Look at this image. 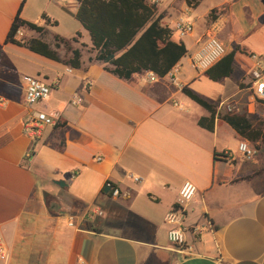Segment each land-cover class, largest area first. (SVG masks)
I'll return each mask as SVG.
<instances>
[{
  "label": "crops",
  "instance_id": "obj_1",
  "mask_svg": "<svg viewBox=\"0 0 264 264\" xmlns=\"http://www.w3.org/2000/svg\"><path fill=\"white\" fill-rule=\"evenodd\" d=\"M56 7L65 6L52 0H0V139L6 140L0 146V246L6 259L0 264H264L263 155L241 157L237 145L247 139L217 110L226 100L237 113L256 103L248 88V54L264 51V40L260 48L252 38H263V30L243 35L246 30L233 28L229 34L228 7L221 15L224 29L217 30L220 16L215 15L190 42L171 39L192 53L207 32L226 53L238 46L229 77L212 81L205 71L187 76L179 69L176 84L166 76L148 82L145 72L119 78L106 70L111 65L94 60L95 52L84 60L82 45L91 48V42L79 41L85 31L80 24L73 46L81 51L78 69L6 43L18 12L46 28L41 15L59 24ZM163 11L158 5L157 14ZM165 19L163 14L161 25L172 26ZM22 36L39 35L24 29L16 38ZM59 48L61 59L70 56ZM25 75L51 86L48 100L35 109L57 118L35 139L23 126L32 110L23 100ZM86 80L92 81L88 88ZM182 86L216 105L213 131L198 125L210 113ZM74 93L82 99L78 106L70 104ZM185 181L197 192L186 204L187 247L180 249L168 242L164 218ZM107 184L120 195L112 197ZM94 208L102 214H91Z\"/></svg>",
  "mask_w": 264,
  "mask_h": 264
},
{
  "label": "trees",
  "instance_id": "obj_2",
  "mask_svg": "<svg viewBox=\"0 0 264 264\" xmlns=\"http://www.w3.org/2000/svg\"><path fill=\"white\" fill-rule=\"evenodd\" d=\"M75 1L77 8L73 17L88 33L91 50L95 52L94 60L111 65V68L106 67V70L119 78L129 79L134 74L146 71L164 77L187 53L185 45L181 41H173L170 29L161 25L163 14H157V4H150L148 0ZM200 1L186 0V3L189 7L195 8ZM214 12L215 9H211L208 14L212 20L215 18ZM41 18L46 25H57V21L45 14H42ZM20 27L34 31L39 36L17 39L16 33ZM46 31L43 26L21 19L18 12L8 31L6 43L26 47L36 54L78 69L81 51L72 48L70 42H77L76 37L80 36V33L76 32V36L70 39L55 35V48H53L43 39ZM60 44L70 53L66 59H61L56 51ZM237 52L239 47L234 46L204 72L205 76L212 81L229 77L233 71ZM181 91L210 113L208 117L199 118L197 123L200 127L213 131L216 105L210 104L187 86H182ZM221 119L251 143L261 142L264 145V126L251 124L245 113H226ZM62 125V122L58 123V127ZM5 142V139H0V146ZM221 156L225 157L224 154ZM260 172L261 170H258L248 178Z\"/></svg>",
  "mask_w": 264,
  "mask_h": 264
},
{
  "label": "built area",
  "instance_id": "obj_3",
  "mask_svg": "<svg viewBox=\"0 0 264 264\" xmlns=\"http://www.w3.org/2000/svg\"><path fill=\"white\" fill-rule=\"evenodd\" d=\"M54 2H60L67 7H74L77 2L75 0H52ZM152 3H157L159 0H151ZM186 13V12H185ZM188 13H186V16ZM171 36L181 40L183 37L191 35L193 32V22L184 19L183 17L178 18L173 22L172 26L169 27ZM24 28L20 27L17 30L16 36L22 35ZM226 54V49L223 43L214 36L207 37L201 45L190 55L189 62L192 68L196 71L204 72L212 67ZM249 65L247 67V74L249 76V91L251 100L261 105L264 109V58L262 55L257 56L254 53L248 54ZM67 72H71L70 68L66 69ZM179 71V66L174 65L172 69L165 75L168 80L172 83L177 82L175 74ZM146 80L148 82H156L160 78L152 71H146ZM25 83L24 89V104L31 110L30 114L24 120V130L32 139L41 136L44 128L53 127L57 124V118L53 114H49L42 110L35 109V106L41 102L48 100L51 93V86L41 79L25 75L23 76ZM92 85L91 80H86L85 86L88 88ZM82 99L78 93H74L70 98V104L78 106ZM219 112L232 113L236 112L237 108L231 100L220 102L217 105ZM237 152L245 160H251L255 157L256 149L245 139L239 140L237 145ZM100 160V158H97ZM134 181H139L140 178L130 175ZM109 185V184H107ZM197 192L196 186L190 182L185 181L181 185L178 192V199L164 218L165 224L168 226L166 233L167 240L174 246L185 249L186 238L185 232L187 230L185 220V208L186 204L189 203ZM112 197L120 195L118 188L113 187L110 191ZM91 214L101 215L102 212L99 208H94ZM72 225L71 223H69ZM6 259V254L3 248L0 246V261Z\"/></svg>",
  "mask_w": 264,
  "mask_h": 264
},
{
  "label": "rangeland",
  "instance_id": "obj_4",
  "mask_svg": "<svg viewBox=\"0 0 264 264\" xmlns=\"http://www.w3.org/2000/svg\"><path fill=\"white\" fill-rule=\"evenodd\" d=\"M150 4H158L161 9L164 11L162 14L166 16V23L171 24L174 21H176L178 18L183 17L186 20H189L193 22V32L191 35L195 34L198 32V29L201 27L202 23H205L206 20L208 19L210 22L212 19L208 16L210 9L213 7L215 8L214 15H219L220 16V21H218V26L217 30H222L226 27L223 26V20L222 14H225L227 11L226 9L229 7V14L231 16V30L229 31V34H233L232 29L236 30H246L245 34L247 35L248 33H252L255 29L261 28L260 30H263L262 37L263 38H258V37H252L255 43L257 44L256 46L262 48L263 47V40H264V23L259 22V18L264 15V5L261 2V0H201L198 6L195 8L189 7L186 3V0H159L157 3H152L151 0H148ZM193 3V2H192ZM62 4V3H61ZM157 5V6H158ZM56 15L59 18V24L57 22L56 26H49L46 25V28L48 31L45 33L43 38L50 43L51 47L55 48V41H54V36L58 35L60 37H63L65 39H70L73 35H76V28L79 27L78 21L75 20L73 17V14L75 13V7H63V9H59L60 7H56ZM59 10V11H58ZM60 12V13H59ZM188 15L186 16V13ZM222 15V16H221ZM229 27V25H227ZM25 29V28H24ZM213 30L211 29L210 32ZM259 31V30H258ZM257 30L255 31L254 34L258 32ZM82 34V39L79 38V41H89L90 38L88 34L85 33V31ZM30 34V33H28ZM209 37V32L205 33L203 38L199 39V42H197V48L199 45L202 44V42ZM21 38H27L25 36H22ZM77 38V37H76ZM183 41L185 42H190L192 38L190 35L185 36L182 38ZM78 41V40H77ZM76 42H70L71 47L75 46ZM78 46V44H77ZM59 49L63 48L64 50V55L67 56L69 54L68 51L63 47V45H59ZM196 48V49H197ZM82 50L83 52V58L85 60L87 56V52L93 53L94 51L91 50V48H86L82 45ZM87 50V51H85ZM59 51V50H58ZM260 52V51H256ZM192 52H187L184 57L181 58L179 62V69L182 70V72H185L186 75L188 76L189 73H196L197 71L191 67L189 58ZM257 56L262 55L264 58V51L261 54L254 53ZM177 77L180 79L182 76L180 74H177ZM245 111V114L247 115L248 120L251 122L253 125L257 126H264V109L261 105L257 103H253V105L248 108L247 105H245L243 108L238 110V113H243ZM257 151L256 155H263V150H264V145L261 142H256V143H250Z\"/></svg>",
  "mask_w": 264,
  "mask_h": 264
},
{
  "label": "water",
  "instance_id": "obj_5",
  "mask_svg": "<svg viewBox=\"0 0 264 264\" xmlns=\"http://www.w3.org/2000/svg\"><path fill=\"white\" fill-rule=\"evenodd\" d=\"M261 2H262L263 5H264V0H261ZM259 22H260V23H264V15L261 16V18H259ZM54 183L57 184V185H59V186H63V185H65L64 182H62V181H58V180L54 181ZM106 187H109V189H112V188H113V186H111L110 184L107 185ZM104 190L106 191L107 188H105ZM54 205L56 206V204L54 203V204H51L50 207H51V208H52V207L55 208Z\"/></svg>",
  "mask_w": 264,
  "mask_h": 264
}]
</instances>
